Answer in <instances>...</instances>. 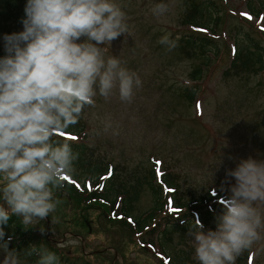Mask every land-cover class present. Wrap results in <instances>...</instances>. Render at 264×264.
Listing matches in <instances>:
<instances>
[{
    "label": "rangeland",
    "instance_id": "1",
    "mask_svg": "<svg viewBox=\"0 0 264 264\" xmlns=\"http://www.w3.org/2000/svg\"><path fill=\"white\" fill-rule=\"evenodd\" d=\"M115 2L126 13L128 34H121L111 46L106 45L105 57L120 58L123 66L139 75L142 86L135 90L131 103L120 101L118 93L107 100L99 95L95 97V106H89L82 113L83 120L89 124L88 144L113 163H119L120 171H132L133 179L138 171L150 168L151 162L156 160V167L162 166L163 177L166 170L177 172L183 190L191 188L198 195L211 188L231 196L235 178L229 177L228 171L249 157L264 160V71L232 77L224 76V71L233 57L234 29L260 37L264 46L263 17L251 16L246 0H206L210 13H215L219 7L224 11V24L221 29L217 28L219 32L209 27L210 33H216L217 42L216 46L210 44L211 48L206 49L210 59L196 45L201 42L193 41L197 42L196 50L185 49L184 37L193 40L201 37L191 25L181 24L183 16L189 12L184 0ZM262 2L264 0L252 3L259 6ZM157 3L169 6L159 18L151 11ZM245 13L247 15H243ZM207 16L204 14L203 22L210 18ZM23 30L24 26H20L13 33ZM165 35H169L174 47L159 43ZM2 47L5 49V45ZM199 68L202 77L192 78L198 75ZM193 89L198 95L192 101L187 94ZM159 175L157 172L158 179L162 178ZM54 195L60 201L55 211L34 227L27 226L40 237L33 238L34 242L56 244L65 257L79 259V264L85 261L161 264L165 261L158 250L153 253L141 249L140 237L133 235L130 226L112 224L102 208H76L73 198L66 192L63 194L62 189L55 190ZM215 197L220 202L219 196ZM152 205L153 194L145 187L134 205L133 215L138 216ZM80 222L82 224L78 225ZM216 227L215 219L205 231ZM188 233L174 234L176 248H186L185 241L193 246V237ZM249 252V264H264V240ZM194 254L195 249L192 258L199 264ZM4 256L0 244V262ZM18 257L20 264H28L25 258Z\"/></svg>",
    "mask_w": 264,
    "mask_h": 264
},
{
    "label": "clouds",
    "instance_id": "2",
    "mask_svg": "<svg viewBox=\"0 0 264 264\" xmlns=\"http://www.w3.org/2000/svg\"><path fill=\"white\" fill-rule=\"evenodd\" d=\"M168 10L165 3L151 9L158 18ZM25 13L24 30L4 37L7 55L0 58V264H20L8 249L11 238L4 240L10 216L26 226L49 216L60 202L55 190L74 172L78 153L54 136L77 124L97 95L107 100L118 93L131 103L142 86L120 58L105 57V46L128 34L126 13L115 0H27ZM159 43L175 46L169 35ZM227 175L235 184L216 229L205 231L200 220L189 228L199 264H236L264 240V160L243 159ZM33 253L37 264H59L47 248L33 245Z\"/></svg>",
    "mask_w": 264,
    "mask_h": 264
},
{
    "label": "trees",
    "instance_id": "3",
    "mask_svg": "<svg viewBox=\"0 0 264 264\" xmlns=\"http://www.w3.org/2000/svg\"><path fill=\"white\" fill-rule=\"evenodd\" d=\"M184 1L186 2L185 7L189 5V12L183 16L184 20L181 21V24L200 28V30L195 31L200 32L198 34L201 37L197 40L184 37L185 49L187 51H189V48L196 50L195 44L201 42L196 45L200 47L203 54L204 52L206 54V49L211 48L210 44L217 45L214 39L216 33H210L209 27L214 32H219L218 29L222 28L224 24V11L219 7L215 13H210V5L206 4V0ZM246 1L251 14L255 16L261 14L264 19V2L259 6H255L252 3L254 0ZM26 4L27 0H0V58L7 55L6 50L2 47L5 45L4 37L18 31L20 26H24ZM204 14L208 15L207 18L212 19L209 18L206 22H203ZM240 20L244 22L242 19ZM234 31L236 37L233 43V57L229 68L224 71V76H243L264 71V46L259 40L261 38L258 37V39L253 35L245 34L242 30L234 29ZM2 41L4 44H2ZM193 41L197 42L193 43ZM206 59L208 58L206 57ZM196 72H198V75H194L192 78L202 77L200 68ZM197 87L199 86L195 88ZM197 95V90L193 89L187 94V97L193 101ZM88 107L86 106L84 109H88ZM88 128L89 124L85 119L83 120L81 115L77 124L61 130L54 136V140L61 143L67 141L73 151L78 153V159L73 162L74 172L67 176L69 180L64 179L62 186L59 188L63 190V194L66 192L73 198L76 208L88 209L91 206H98L103 209L107 219L112 224L120 223L130 226L133 235L140 237L141 249L153 253L158 250L162 257L165 256V261L161 258V264H198L192 258L194 247L185 241L186 248H176L177 244L174 242L176 236L174 234L188 233L195 220H200L204 225V230H206L209 224L223 212V202L217 201L215 195L211 194V188L205 193H198V195L191 188L183 190L179 184L177 172L172 169L166 170L164 177L163 173H160L159 176H162V178L158 179L155 160L151 162L150 168L145 171H138L135 179H133L132 171H120L118 168L119 163H113L112 159L97 153L88 144ZM70 137H75V139ZM77 174H81V176ZM145 187L153 194V205L138 216L133 215L136 211L134 205L139 200ZM217 193L221 197L224 195L226 199L230 197L226 192ZM1 196L0 203H3L1 202ZM81 224V222L78 223V225ZM31 226L34 227L35 225L32 224ZM3 228L5 231L4 240L8 241L9 237L11 238L8 249L15 250L16 254L21 258H25L28 264H37L39 259L35 253L28 255L30 247L33 245L37 249L47 248L49 251L54 252L59 257V264H79V259L65 257L62 248L57 247L56 244L52 245L49 241H45V243L34 242L33 238L40 237L24 225L22 217L16 214L10 216ZM249 258V250L244 251L239 256V261L236 264H248ZM80 264L92 263L85 261Z\"/></svg>",
    "mask_w": 264,
    "mask_h": 264
},
{
    "label": "snow or ice",
    "instance_id": "4",
    "mask_svg": "<svg viewBox=\"0 0 264 264\" xmlns=\"http://www.w3.org/2000/svg\"><path fill=\"white\" fill-rule=\"evenodd\" d=\"M243 15H247V14L245 13V14H243ZM248 18L251 19L250 16H248ZM70 138L75 139V137H70ZM65 179H68V177H65ZM170 191H171V190H170ZM174 211H175V209H174Z\"/></svg>",
    "mask_w": 264,
    "mask_h": 264
}]
</instances>
